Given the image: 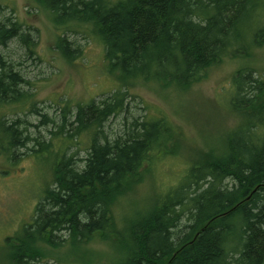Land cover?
<instances>
[{"label":"trees","instance_id":"16d2710c","mask_svg":"<svg viewBox=\"0 0 264 264\" xmlns=\"http://www.w3.org/2000/svg\"><path fill=\"white\" fill-rule=\"evenodd\" d=\"M35 1L59 25H91L104 45L109 73L119 71L124 83L141 78L185 89L224 56L264 47V0ZM13 39L33 52L29 32L9 17L0 19V47ZM58 47L65 59L74 60L78 48L64 36ZM255 75L241 70L233 76L231 110L255 117L246 128L238 127L247 138L235 131L221 150L197 149L180 182L132 218L123 235L112 204L142 178L155 157L176 153L179 132L171 120L162 112L136 118L108 137L104 125L123 107L121 93H114L113 100L77 105L74 121L62 115L56 124L41 115L43 123L57 125L50 134L64 133L74 123L77 130L95 132L85 157L62 155L52 169L32 221L20 236L7 240L11 263L37 264L44 255L39 243L58 246L66 241L61 233L76 242L100 233L103 239L115 238L112 243L124 256L118 264H264V138L259 134L264 78ZM23 82L17 68L0 60V104L22 99ZM5 124L9 147L29 142L50 147L18 121ZM122 238H127L123 249ZM231 245L234 254L228 251Z\"/></svg>","mask_w":264,"mask_h":264},{"label":"rangeland","instance_id":"374dc122","mask_svg":"<svg viewBox=\"0 0 264 264\" xmlns=\"http://www.w3.org/2000/svg\"><path fill=\"white\" fill-rule=\"evenodd\" d=\"M8 17L29 32L33 52L30 54L18 39L0 47V60L9 62L23 77L20 89L25 95L18 101L0 104V264H12L7 240L20 236V229L32 221L36 204L52 178L56 163L62 155L71 154L78 160L85 157L95 132L94 129L77 130L74 123L72 127L67 124L64 133L50 134L49 130L58 131L57 125L43 123L41 115L56 124L62 115L69 122L74 121L77 105L98 103L104 98L113 100L114 93H121L123 107L104 125V131L110 132H106L108 137L136 118L141 121L162 112L171 120L179 132L176 153L155 157L145 167L147 171L142 178L112 204L116 227L122 235L132 218L151 208L167 190L180 182L197 149L216 147L221 150L231 132L245 134L238 127L244 129L255 120L252 115L231 110L233 76L241 70H252L255 76L264 78V47L253 48L249 55L224 56L203 70L185 89L164 87L151 79L141 78L124 83L119 71L109 73L104 45L91 32V25L74 22L59 25L51 12L35 0H0V19ZM61 36L72 48H78L74 60L68 61L59 50ZM2 120L5 123L18 121L20 128L27 126L32 135L49 143L51 148H38L35 142L26 143L25 147H9L7 125ZM36 124L39 126L35 127ZM70 132L71 140L68 138ZM259 134L264 138V127ZM172 144L168 145L173 147ZM185 219L183 217L182 222H186ZM233 224L238 229V223ZM99 234L76 242L61 233L66 241L58 246L39 243L44 255L36 263H121L119 259L124 256L114 247L115 238L103 239V234ZM119 244L123 249L127 238L120 239ZM228 251L234 254L232 245Z\"/></svg>","mask_w":264,"mask_h":264}]
</instances>
